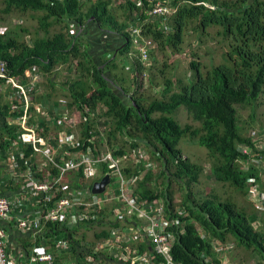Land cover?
Listing matches in <instances>:
<instances>
[{
  "label": "trees",
  "instance_id": "16d2710c",
  "mask_svg": "<svg viewBox=\"0 0 264 264\" xmlns=\"http://www.w3.org/2000/svg\"><path fill=\"white\" fill-rule=\"evenodd\" d=\"M140 1V9H136L135 3L131 1L123 4L126 19L120 23L112 16V0H2L1 14L6 17L12 14L25 16L28 13H42L40 29L46 34L54 26L64 27L63 31L51 38H37L31 45L19 41L17 34H0V61L5 64L9 76L27 85L31 82L27 72L38 69L40 80L35 82V87L37 91H41L43 87L42 90L46 92L36 94L34 101L45 110L47 107L48 115L55 124L56 111L66 109L70 115L72 111H78V142L74 145L77 147L71 151L86 154L90 150L95 156L108 153L120 160L124 156L128 157L129 149L141 151L142 144L160 162V176L164 178L165 187L159 191L150 186L154 178L146 163L127 159L121 163V171L128 180L137 178L130 187L136 204L146 206V210L153 202L161 205L163 233L173 238L170 256L175 263L222 264L215 257L211 242L225 244L232 239L239 248L255 255L259 259L257 264H264V229L256 228L259 223L257 216L246 214L230 199L222 200L215 195L195 197L191 186L197 183L201 168L184 158L178 148L182 138L195 140L198 146L206 150L211 160L209 171L214 181L227 184L246 196H251L252 190L258 189L255 199L264 205V196L261 197L264 194L261 188L262 180L264 181V149L257 148L252 136L244 135L245 127L239 123L237 109V106L255 102L264 90V0H172L171 5L168 0ZM157 2L172 9L171 11L174 8L175 11L165 18L149 15ZM92 26H96L102 35H108L106 40L109 42L113 41L110 34H116L122 41V45L116 47L114 52H109L100 63L95 62L89 48L82 44ZM188 26L192 32L201 36L210 28L219 30L218 36L229 45L223 54L222 64L199 68L196 60H192L189 62L190 77L173 81L164 78L161 97L145 100L139 94L143 87L140 80L144 83L146 69L151 66L147 61L154 44L158 50L168 49L172 54L179 52ZM130 27L141 29L143 37L153 43L146 60H140L132 49L127 32ZM21 32L27 33L25 30ZM116 60L128 63H123L124 71L129 70L128 79L113 74L115 70L119 71ZM63 66H66L68 74L64 77L61 74L60 78L65 79L61 83L56 75ZM72 66L74 72L71 71ZM160 72L163 74L162 70ZM106 73L112 77L110 82ZM128 80L129 87L126 85ZM47 84L50 92L46 90ZM3 87V80H0V92ZM59 88L68 92L69 99H55L53 94ZM114 88L119 91L116 92ZM6 89H10L7 90L8 94L15 91ZM10 102L7 98L6 102L0 103V159L4 162L6 174V191H0V197L8 200L29 190L24 178L14 177L7 162L10 155L18 165L15 168L17 172L26 171L30 166L26 174L28 179L43 181L47 177L45 172H38L36 159L27 162L26 157L32 154V150L19 146L17 150L10 152L11 142L18 138L21 130L16 122L8 124L7 119L15 121L23 114L22 110L12 111ZM181 106L198 123L197 128L182 126L172 117ZM34 111L33 108L28 116V124L48 131L47 120ZM99 129L103 135L99 133ZM119 136L130 140L129 149L126 148L128 142L122 145L116 143V137ZM104 146L107 149H102ZM241 147L248 148L250 153L244 154ZM22 152L26 154L24 158L19 157ZM109 167L107 163L99 165L96 175L90 179H84L79 168L76 175L69 177V191H60L58 197L49 204L47 202V207L41 212L58 205L66 193L69 196L74 193L76 196L75 191H81L104 197L110 187L116 195L119 194L120 184L112 176L104 192L92 193L95 183L111 175L113 169ZM58 175V170L53 169L50 179L53 180ZM93 179L97 180L92 185H84ZM172 179L180 184L183 191V199L178 207H174L169 188ZM35 198L36 204H39L46 195ZM115 207H120L116 201L106 211L101 210L99 214L89 217L85 215L86 220H76L74 225L83 224L85 230L89 228L93 232L98 230L93 237L97 240L115 238L116 233L125 230L119 221L110 218ZM26 209L31 210V206L27 205ZM82 214L83 209H79L77 215ZM42 216L40 213L39 217ZM72 219L69 218L68 222ZM68 222L42 223L41 231L34 232L39 238L35 246L49 244L55 249L56 242L63 239L67 242L64 252L69 253L68 249L72 246L70 252L73 259L79 264H88V254L83 252L78 258L77 250L73 248L78 229L76 226L72 229ZM14 223L3 222L0 228L7 232V228L13 227ZM120 223L131 227L126 230L129 234L130 229L134 231L145 225L135 215ZM134 251L137 254L147 252L152 257L153 264L163 263L162 257L147 240L140 243ZM26 254L28 255V250Z\"/></svg>",
  "mask_w": 264,
  "mask_h": 264
},
{
  "label": "built area",
  "instance_id": "2783aa9c",
  "mask_svg": "<svg viewBox=\"0 0 264 264\" xmlns=\"http://www.w3.org/2000/svg\"><path fill=\"white\" fill-rule=\"evenodd\" d=\"M127 1L134 2L136 9H140L142 6L140 0H124L125 3ZM167 9L168 8H166L164 4L162 5L157 2L149 15L165 18L172 13L170 9ZM127 32L130 35L132 48L136 51L139 59L146 60L149 56L150 49L153 47V43L146 40V38L143 37L141 29L137 27H130ZM37 70L38 69L35 68L31 72H27L26 75L31 79L30 84L27 85L9 76L5 64L0 61V80H3L4 86L2 91L5 92L4 89L6 88L15 90L12 92L13 94L7 93V98L11 101L10 109L12 111H23L21 117L15 121L10 120V123L16 122L19 126V130H21V134H19L18 138L11 142L10 152L12 153L13 150H17L19 146L32 150V154L26 157L27 162H31L33 158L36 160L38 159L39 161H35L38 172H45L47 176L43 181L35 178L28 179L26 174H28L30 166L26 171L17 172L15 170L18 166L16 161H14L11 155L8 157L9 160H7V162L12 169L14 177L24 178L27 182L26 187L29 188V190H24L22 195L12 200L0 197V224L14 221L18 229L39 232L41 231L42 223H65L68 222L69 218H73L72 221L68 222L71 226L76 220H86L85 215L89 217V215L94 216L95 214H99L101 210L106 211V208L112 207L116 201L120 207H115V209L111 211L116 221L122 222L135 215V217L142 220L145 225L134 231L130 229L131 234L124 231L116 233L115 238H131L130 240L132 241L145 238L148 243L154 246L156 253L162 257V264H177L170 256L173 238H169L163 233L162 224L164 223V218L162 217V207L153 202L152 206L150 205L146 210V206L136 204L132 197L130 187L133 186L137 178L132 177L131 180H128L123 176L121 171V163L128 159L127 156H124L120 160H116L108 153H101L95 156L90 150H88L86 154L71 151V149L77 147L74 145L78 142V131L76 132V130L77 125L80 123L79 113L75 110L78 113V117H74L76 113H71L70 115L68 110H61L63 113H60L59 117L56 116L57 123L55 124L53 118L51 119V116L48 115L47 108L45 110L40 104H38V106L35 104V96L37 93L41 92L37 91V87H35V82L40 80L37 75ZM33 108L35 109L34 113L36 115H40L47 120L49 132L46 131V129H40L35 125L28 124V116ZM99 133L103 135L100 129ZM241 149L244 154L250 153L249 149L246 147H241ZM25 156V152L19 153V157L24 158ZM103 163L109 164V168L113 169L111 175L108 176L109 178L112 176L115 181L119 182V194L116 195L110 187L107 188L104 197H96L88 195L87 192L83 193L74 190L76 196L74 193H72V196L66 193L65 196L61 197L58 205H54L52 208L41 212L44 207H47L45 206L47 202L49 204V202L58 197L60 191H69V177L72 176V174L76 175L79 168L82 170L84 179H90L96 175V168ZM53 169L58 170L59 175L51 180L50 175ZM257 190L258 189H253L251 196H255ZM44 194L46 198L39 201V204H31L32 207H38L40 213L43 215L42 217L38 216V219L35 220L30 217H24L23 220H19L17 217L12 216L15 209L22 208L23 205V208L26 209V202L33 197ZM262 207L264 208V205ZM79 209H83V214L78 216ZM5 239V232L0 228V264H18L19 260L22 258H18L19 260L15 261L14 258L7 254V243ZM57 242L56 248L65 251L67 242L63 241V239ZM55 249L54 246L52 247V245L49 244L42 247L35 246L27 255V258H23L24 261L21 264H54L55 254L53 253ZM127 253H129V264H153L152 257L147 252L137 254L135 251L129 250ZM93 255L94 252L88 255L86 261L90 262Z\"/></svg>",
  "mask_w": 264,
  "mask_h": 264
},
{
  "label": "rangeland",
  "instance_id": "374dc122",
  "mask_svg": "<svg viewBox=\"0 0 264 264\" xmlns=\"http://www.w3.org/2000/svg\"><path fill=\"white\" fill-rule=\"evenodd\" d=\"M168 1V4H170L172 0ZM112 3V8H110L112 10V16H114L117 21L122 23L126 19V11L123 8V4L125 2L124 0H112ZM2 10L3 3L2 0H0V34H7L10 32L12 34H17L19 41L25 42L29 45H31V43L37 38H51L54 34L63 31L62 29L64 26L57 25L51 28L48 31V34L43 32L40 29V18L43 17L42 13H28L25 16L12 14L6 17L1 14ZM174 11L175 10L173 8V11L171 12ZM169 15H167L166 17H168ZM90 27L88 29V35L86 36L87 39L83 41L82 44L89 48V52L95 62L100 63L103 57L109 55V52H114V49L116 47H120L122 45V41L119 36H116V34H110L109 36L113 38V41L109 42L108 40H106L108 38V35H102L103 33L98 32L96 26H92V28ZM192 27L193 26H191V28ZM22 30L27 31V33L21 32ZM218 32L219 30L217 28H210L206 31L205 35L201 36L196 32H192V30L188 26L183 35L181 50L179 52H175V54H172L170 52L171 50L168 49H166L165 51L158 50L156 44H154V47L150 51V57L147 61L151 66L146 69L147 71L145 74L146 78L144 79V83L142 82V80H140L143 87L140 90L139 94H142L145 100H149L155 97H161L164 78H169L172 81L178 78L186 80L187 77L191 76V72H189V62L192 60H196L199 68L204 66L209 67L211 65L217 66L222 64L223 54L228 50L229 45L226 41H223L222 37L218 36ZM125 62H123V60H116V65L117 67H119L117 69H119V71L116 72L115 70L113 74L116 73L125 76L128 79V76L130 75L127 71L129 70L126 69V71H124L123 69V66L125 64H128ZM123 63L125 64L123 65ZM120 68H122L121 71ZM73 69L74 66L71 67V71ZM160 70H162L163 74L160 72ZM62 73L68 74L66 66H63L61 71L59 70L58 75H56L61 83L65 82L64 78H60ZM105 75L110 82V79H112L111 75H109L108 73H106ZM126 85L129 87V80L127 81ZM48 89L49 86L47 84L46 90L49 91ZM114 90L116 92L119 91V89L115 88ZM67 93V91H62L59 88L58 91H55L54 97L60 100H67L69 99V95ZM237 109L240 120L239 123L242 127H245L244 135L246 137L252 136L257 148L260 150L264 149V90L263 94L255 102L245 104V106H237ZM60 113L63 112L58 110L56 116L59 117ZM72 113H76L74 117H78V113L76 111H72ZM172 117L177 120L182 126L190 125L194 128L198 127V123L194 122L191 119V117L185 111V108L182 106L177 109ZM125 142H128L126 148L129 149V139L121 138L120 136L116 137L117 144L122 145L125 144ZM107 147L104 146L102 147V149H107ZM140 147L143 148L141 151H131L129 149L127 158L130 160H134V162L136 163H146L148 168L153 173L154 179H152L151 181V188H157L158 191L163 190L165 185L164 178L160 176V172L162 170L160 162L155 157H153L148 149L144 148L142 144L140 145ZM178 148L180 149L181 154L184 158L189 159L191 163L198 165L201 168V173L199 175L197 183L191 186V192L195 194V197L205 198L207 195H215L219 196V198L222 200L230 199L235 202L238 208L244 211L246 214H255L258 218V222L260 223H258V226H256V228L260 230L264 229V208L262 207L263 204L261 201H258V199L256 200L255 196H246L244 195V193L236 191L234 188L230 187L227 184L214 181V178L209 171L211 160L208 157L206 150L203 147L198 146L195 140H191L187 137L182 138L178 144ZM142 151H146V153H143ZM95 180L97 179L85 182L84 185L88 187L92 185ZM112 181L114 180L112 179ZM262 184L263 187L261 188L264 192L263 180ZM169 188L170 192L172 193L174 207H178L181 200L183 199V191L181 190L180 184L172 179ZM252 202H254L253 205ZM95 232H98V230H94L93 232L88 228L86 232H83V234H85L86 238L91 239L94 237ZM133 242L136 241L133 240L132 243ZM211 246L217 259L219 256H226L227 261H224L225 263L257 264V262H259V259L256 258L255 255L253 256L252 254L246 252L243 248H239L232 239H230L225 244H219V242L217 241H212Z\"/></svg>",
  "mask_w": 264,
  "mask_h": 264
},
{
  "label": "crops",
  "instance_id": "0c3cea01",
  "mask_svg": "<svg viewBox=\"0 0 264 264\" xmlns=\"http://www.w3.org/2000/svg\"><path fill=\"white\" fill-rule=\"evenodd\" d=\"M65 74L66 73L63 74V77L65 76ZM42 88H41V91H44L42 90ZM4 90L5 92H2V90L0 92V103L6 102L7 93H8L7 90H10V89H4ZM7 121H9L8 124H11L10 119H7ZM1 124H2V119L0 117V125ZM36 161H39V160L37 159ZM3 166H4V162L0 159V191L1 192L6 191L5 190L6 184L4 183L6 174L4 173L5 171H4ZM22 194H19V195H22ZM262 196H264V194ZM36 202H37L36 198L33 197L28 202H26L25 205L31 206V204H36ZM23 207L14 210L15 211L14 216L17 217V219L23 220L24 217L26 218L32 217V219L34 220L38 219V216L40 215V210L38 209L37 206L35 207L31 206V210L24 209ZM110 218L116 221L113 215H111ZM9 222H12V221H9ZM119 224L123 226V229L125 228L124 231H126L128 228H131L130 226H127L128 224H124L120 222ZM13 225L14 226L11 228L6 227L7 232L4 231L6 232L5 240H6V243H8L7 244V254L10 255L12 258H14L15 261H18L19 259L22 258L21 260H19V263H18V264H21L24 261L23 258H27L26 251L28 250V254H29L31 250L34 248L39 238H37V235L34 233V231H24V230L18 229V226L16 223H14ZM74 226H76L74 225V223L71 224L72 229L74 228ZM84 227L85 226H83V224H78V226L75 227L78 229V231L76 232L77 237L74 238L75 242L73 244V248L74 250H77L78 258L81 257L80 255L83 252H85L88 255L94 252L95 257L93 256L92 260L88 262V264H128L129 263L128 261L129 253L127 252H129V250L134 251L139 246L140 243L146 242L145 238H139L135 240L136 242H133V243H132V240H130L131 238H108V239H98V240L95 238L90 239V238H86V236L83 235V232H86L87 230V229L85 230ZM76 242H79V244H75ZM39 247H42V246L39 245ZM71 247L72 246H70V249H68L69 253L61 251L62 249L59 250L58 248H56L53 253L55 254L54 264H79L77 263L76 259L75 260L73 259V255L70 252ZM218 260L222 262V264L225 263L224 261H227L226 256H219Z\"/></svg>",
  "mask_w": 264,
  "mask_h": 264
},
{
  "label": "water",
  "instance_id": "95a60500",
  "mask_svg": "<svg viewBox=\"0 0 264 264\" xmlns=\"http://www.w3.org/2000/svg\"><path fill=\"white\" fill-rule=\"evenodd\" d=\"M109 182V177L105 176L100 182L95 183L92 187L93 194H100L104 192L106 185Z\"/></svg>",
  "mask_w": 264,
  "mask_h": 264
}]
</instances>
